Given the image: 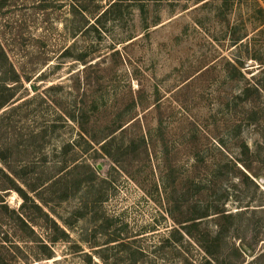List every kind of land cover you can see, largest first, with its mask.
Returning <instances> with one entry per match:
<instances>
[{"label":"rangeland","instance_id":"374dc122","mask_svg":"<svg viewBox=\"0 0 264 264\" xmlns=\"http://www.w3.org/2000/svg\"><path fill=\"white\" fill-rule=\"evenodd\" d=\"M3 1L0 101L15 97L0 109V154L31 181L66 143L99 169L98 184L53 202L69 233L54 257L10 236L14 264L200 263L201 243L264 264V0ZM81 108L85 128L45 132Z\"/></svg>","mask_w":264,"mask_h":264},{"label":"trees","instance_id":"16d2710c","mask_svg":"<svg viewBox=\"0 0 264 264\" xmlns=\"http://www.w3.org/2000/svg\"><path fill=\"white\" fill-rule=\"evenodd\" d=\"M5 6V1L1 0L0 8ZM107 10L108 9L101 13V15L107 12ZM100 16L98 17V21H100ZM2 53L6 56V53L3 50ZM19 78V74H15L9 78V80L13 81L14 83L17 82ZM14 97L15 94L13 93L9 97L0 101V109L6 104L10 103ZM80 112L82 114V121L79 119L80 117H78L76 113H68V115L60 114L59 117L61 121L53 120L51 122L52 125H48V127L45 129V132H49V127L56 129L62 124L67 125L69 120L76 122L81 128H85L83 122H87V118L84 119L82 108L80 109ZM103 145L104 146L102 148L110 153V150L107 148L108 145H111L110 142L107 140ZM73 147V144L71 145L70 143L63 145L60 151H58L59 154L63 153L61 160H58L57 163L54 161V165H46L47 168H44L40 175L37 174L35 177H32L34 182L22 175L21 172L16 170L8 162L6 157L0 154V159L4 163L8 164L9 170L5 171V169L0 166V170L3 172L4 178L6 179V185H3L0 182V208H4L6 212L9 211V217L11 220L13 219L9 224L12 233H10V230H6L5 232L3 229L4 224L0 223V255L5 250H7L9 254V259L6 260L3 258V261L0 260V264H14L16 262V259L14 258L18 257L14 255V253H12L9 248H6V242L11 241V244L15 250H20V247L16 243L17 239H10V236L13 238L17 237L18 240L26 242H37V247L39 248L37 251L38 253H36L37 259L54 257L53 245L59 239L69 236V233L60 226L57 220V217L60 216L55 210L53 202H55L56 199H58L59 202L68 199L69 197L74 196L78 190H81L84 187L91 189L94 185L98 184L95 179L99 170L98 166L92 165V163L86 161L85 159L78 161V158L69 156L68 152L71 151ZM44 155L45 159H47L48 153L45 152ZM27 166L28 165L24 164L22 168L26 169ZM28 167L31 166L29 165ZM81 168L85 169L87 176H80V174H82L79 173ZM103 181L108 182L107 179H104ZM21 182H23V185H26L28 189H26V187H24ZM6 189L16 190L21 195L22 202L19 208H13L11 210L8 209V205L4 203V199L1 195V190ZM35 213H37L40 218L34 217L32 215ZM1 217L2 211H0V218ZM197 218L198 217H190L185 221L196 220ZM65 222L71 226L69 221L66 220ZM38 226L43 230V235L39 236V239L36 236L37 234L35 230ZM209 244L210 245L201 243L204 250L208 253L209 258H206L203 262L201 261L200 263H196L193 259L189 258V256H185L183 259L184 264H232V262H230L229 256L221 258L212 249L214 243ZM234 253L235 260L239 262V260H241L240 258L243 256L241 248L235 247ZM237 262L234 264H238Z\"/></svg>","mask_w":264,"mask_h":264}]
</instances>
